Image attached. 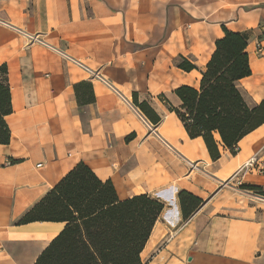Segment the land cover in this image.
Here are the masks:
<instances>
[{
	"label": "crops",
	"instance_id": "obj_1",
	"mask_svg": "<svg viewBox=\"0 0 264 264\" xmlns=\"http://www.w3.org/2000/svg\"><path fill=\"white\" fill-rule=\"evenodd\" d=\"M224 28L246 36L251 74L239 86L249 103L264 102V55L255 53L264 0H0L12 108L9 142L0 143V264H33L63 228L18 221L80 161L120 199L146 193L164 204L141 252L148 264H264V200L239 188L264 190V123L236 154L221 148L212 160L170 110L181 104L177 87L198 85ZM18 30L97 69L118 93ZM183 58L196 68L181 69ZM133 93L160 117L163 141L136 117ZM252 156L263 173L235 175ZM182 190L201 199L186 219Z\"/></svg>",
	"mask_w": 264,
	"mask_h": 264
},
{
	"label": "trees",
	"instance_id": "obj_2",
	"mask_svg": "<svg viewBox=\"0 0 264 264\" xmlns=\"http://www.w3.org/2000/svg\"><path fill=\"white\" fill-rule=\"evenodd\" d=\"M247 38L226 28L214 42L196 87L181 85L175 93L179 107H171L190 138H201L209 157L219 158L221 148L236 154L237 143L264 123V102L249 103L239 80L251 74ZM189 71L196 65L181 59ZM132 103L156 125L160 117L146 102ZM12 111L6 67L0 66V143H8L5 116ZM264 196L256 184H240ZM182 217L188 218L201 199L182 190L178 193ZM164 204L146 193L120 199L110 179L102 180L84 162L76 163L18 221L63 222V228L40 252L33 264H148L141 252Z\"/></svg>",
	"mask_w": 264,
	"mask_h": 264
},
{
	"label": "built area",
	"instance_id": "obj_3",
	"mask_svg": "<svg viewBox=\"0 0 264 264\" xmlns=\"http://www.w3.org/2000/svg\"><path fill=\"white\" fill-rule=\"evenodd\" d=\"M18 32L23 35L27 44L34 42V43H37V44L44 46L45 48H47V49L51 50L52 52L56 53L57 55H59L65 61H67L70 64H72V65L78 67L79 69L83 70L88 75L89 79L102 82L106 86L113 89V91L118 93V91L114 87L111 86V84L108 82V80L97 69L91 68L90 66H88L87 64L82 62L81 60L74 58L73 56L69 55L64 50L44 41V39L41 38L38 34H30V33H27L23 30H18ZM263 34H264V32H263ZM255 53L259 54V55H264V44L262 42L257 41V43L255 45ZM128 103L131 106V108L133 109L138 120L143 124V126L145 128H147L148 132L154 134L161 141L162 139L160 138V136L157 133L156 125L152 124L145 117V115L139 110L138 107L134 106L130 102H128ZM234 149L238 150V147H235ZM248 168L255 169L258 173H263V167L259 164L257 157L252 156L249 159H247L245 163H243V165L239 168V170H237L235 175L238 174L240 171L247 170ZM255 194H257V193H255ZM257 195H259V194H257ZM259 196H261V197H259L260 200H264L263 195H259Z\"/></svg>",
	"mask_w": 264,
	"mask_h": 264
}]
</instances>
